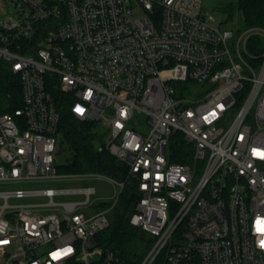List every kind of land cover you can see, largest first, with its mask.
Segmentation results:
<instances>
[{
	"label": "built area",
	"instance_id": "built-area-1",
	"mask_svg": "<svg viewBox=\"0 0 264 264\" xmlns=\"http://www.w3.org/2000/svg\"><path fill=\"white\" fill-rule=\"evenodd\" d=\"M18 1L28 15L0 22L22 86V107L0 97V184L92 175L57 171L66 104L135 180L140 264H264V26H213L202 0ZM111 181L106 210L93 188L0 192V264H117L96 241L125 187ZM72 194L86 199L54 201Z\"/></svg>",
	"mask_w": 264,
	"mask_h": 264
},
{
	"label": "trees",
	"instance_id": "trees-1",
	"mask_svg": "<svg viewBox=\"0 0 264 264\" xmlns=\"http://www.w3.org/2000/svg\"><path fill=\"white\" fill-rule=\"evenodd\" d=\"M224 9L230 12V17L238 11L242 27L264 26V0H238L236 5L229 4ZM8 94L12 98L4 112L22 107L20 80L0 62V97L6 98ZM60 112L59 135L68 144L70 159L67 165L57 166L58 173L99 174L125 184L118 204L109 214L110 227L101 232L96 241L116 253L117 264H140L153 243V237L129 222V216L140 200L135 180L128 176V168L117 158L107 151H99L100 134L95 131L99 123L80 121L66 104L60 106ZM108 205L103 203L99 207Z\"/></svg>",
	"mask_w": 264,
	"mask_h": 264
},
{
	"label": "rangeland",
	"instance_id": "rangeland-1",
	"mask_svg": "<svg viewBox=\"0 0 264 264\" xmlns=\"http://www.w3.org/2000/svg\"><path fill=\"white\" fill-rule=\"evenodd\" d=\"M238 0H202L203 9L205 14H212L214 16L213 26H219L224 24L226 28H236L241 27V18L238 11L233 12V17H230V12H227L224 8L229 5H236ZM28 15V10L23 8L18 0H0V22L3 23L9 18H13L14 21L23 18ZM135 17H140L142 15L141 9H135ZM189 97H194L192 92L186 93ZM97 133L102 135L105 129L99 125L95 130ZM101 140V139H100ZM55 163L57 166L67 165L70 159V151L68 144L59 135L57 138V144L54 154ZM61 175L75 176L82 174L91 173H79V174H65L59 173ZM112 179L106 176H99L97 174H92L87 179H79L77 177L67 178V179H54L52 181H42L27 184H0V192L15 191L17 189H23L27 191H40L46 189H83V188H93L95 193L91 196V201L96 204L111 203L115 197V193L119 191L118 185L111 181ZM115 181V180H114ZM86 199L84 195L72 194V195H60L55 197L56 203H70V202H83ZM49 200L44 197H28L25 199H11L10 205H42ZM4 204V200L0 199V207ZM110 207L100 208L101 210H106ZM112 212V211H111Z\"/></svg>",
	"mask_w": 264,
	"mask_h": 264
},
{
	"label": "snow or ice",
	"instance_id": "snow-or-ice-1",
	"mask_svg": "<svg viewBox=\"0 0 264 264\" xmlns=\"http://www.w3.org/2000/svg\"><path fill=\"white\" fill-rule=\"evenodd\" d=\"M78 111H79V109H78Z\"/></svg>",
	"mask_w": 264,
	"mask_h": 264
}]
</instances>
